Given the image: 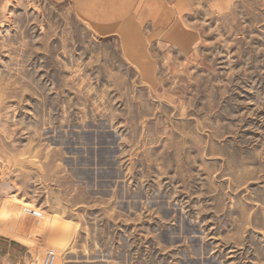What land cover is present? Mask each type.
Listing matches in <instances>:
<instances>
[{
	"label": "rangeland",
	"instance_id": "obj_1",
	"mask_svg": "<svg viewBox=\"0 0 264 264\" xmlns=\"http://www.w3.org/2000/svg\"><path fill=\"white\" fill-rule=\"evenodd\" d=\"M0 264H264V0H0Z\"/></svg>",
	"mask_w": 264,
	"mask_h": 264
}]
</instances>
